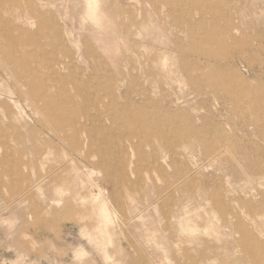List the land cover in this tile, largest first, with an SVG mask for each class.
Instances as JSON below:
<instances>
[{"label":"rangeland","instance_id":"obj_1","mask_svg":"<svg viewBox=\"0 0 264 264\" xmlns=\"http://www.w3.org/2000/svg\"><path fill=\"white\" fill-rule=\"evenodd\" d=\"M18 2L2 3L4 17L55 20L56 56L101 86L88 113L114 145V168L87 133L38 142L54 123L0 91L23 115L0 108V264H253L264 243V0ZM85 113L76 123H92Z\"/></svg>","mask_w":264,"mask_h":264},{"label":"bare ground","instance_id":"obj_2","mask_svg":"<svg viewBox=\"0 0 264 264\" xmlns=\"http://www.w3.org/2000/svg\"><path fill=\"white\" fill-rule=\"evenodd\" d=\"M4 1L6 0H0V55L3 61L9 65V71L11 70L14 75H11L13 79H10L11 76L8 75L10 77H8L7 81V77L3 79L0 76V83L2 82L0 84L2 86L0 91L7 93L10 101H13L10 94H16L22 101L29 103L35 115L42 114L54 123L55 126L52 129H48L47 133L55 140L43 134L44 137L42 138L36 137L38 142L53 146L57 145L58 141L59 143L69 145L73 140L80 138V133H87L91 150L100 156L101 167L107 170L113 169L110 152L114 145L112 146L108 134V137L105 135V126L102 121L91 117L88 113L90 109H99L101 106V100L96 97V94L101 91L99 90L101 86L91 85V82L85 77L80 81L75 80L76 77L72 72H69V66L61 62L56 56L57 46L63 45V38L61 27L55 20L47 19L43 13H34L33 18L37 19L42 26L38 27L36 34H32L25 28L26 25L31 24L30 20L33 19L32 16L30 14H15L11 18H5L4 9L1 7ZM15 2L21 8L18 5V0H15ZM28 16H31V18ZM194 24L200 27L205 26L204 20L195 21ZM17 32L18 35L15 34ZM42 39L47 41L50 49L43 47L40 42ZM27 40L34 47L33 51L22 49L21 44ZM192 52L194 53L195 50ZM41 64L48 67L50 75L46 77L42 75ZM182 73L187 78L193 79L189 71H182ZM4 80L5 82H3ZM8 82L11 83V86H5ZM69 83H72L75 88L74 94L69 91ZM10 87L12 92L8 91ZM125 94L127 95L128 93L125 92ZM131 107L134 110L139 109L137 105ZM0 108L8 112L10 119H23L22 112L18 110L13 111L6 102L0 101ZM77 110L86 112V118L91 120L92 123L90 125L76 123L77 115L74 113ZM170 111V109H166L165 112L169 113ZM38 122L42 123V120L39 119ZM147 124L150 127L156 126L153 121H148ZM69 127L73 128L72 132L69 131ZM121 130L129 136L138 133L137 130L133 132H129L124 128H121ZM99 134H101V137ZM72 147L76 148L77 146L73 145ZM248 169L251 171L253 167L248 165ZM259 226L261 225L259 224ZM240 229L243 236H245L248 232L247 229L241 227ZM255 250H257V254L252 257L254 259L253 264H264V243L257 245ZM255 250H252L253 253H255Z\"/></svg>","mask_w":264,"mask_h":264}]
</instances>
